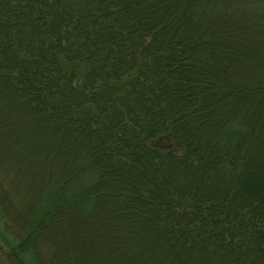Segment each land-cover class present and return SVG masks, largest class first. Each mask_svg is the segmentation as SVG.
Wrapping results in <instances>:
<instances>
[{
	"label": "trees",
	"instance_id": "1",
	"mask_svg": "<svg viewBox=\"0 0 264 264\" xmlns=\"http://www.w3.org/2000/svg\"><path fill=\"white\" fill-rule=\"evenodd\" d=\"M253 60L264 0H0V134L19 119L54 148L16 176L43 191L31 221L0 205V264L97 240L113 264H264Z\"/></svg>",
	"mask_w": 264,
	"mask_h": 264
},
{
	"label": "rangeland",
	"instance_id": "2",
	"mask_svg": "<svg viewBox=\"0 0 264 264\" xmlns=\"http://www.w3.org/2000/svg\"><path fill=\"white\" fill-rule=\"evenodd\" d=\"M253 62L260 68L264 67V63L261 60H253ZM7 109L9 108L4 106L3 102L0 101V114ZM20 109L21 108H17V110H14L10 114L13 117L21 118L23 112ZM254 113H256L255 119L257 118L258 120L257 125L260 127L258 135V142H260L264 140V122H262L264 113L261 112L259 108H257V111ZM2 121L4 123L6 122L5 119ZM28 121L27 119L26 122L28 123ZM260 123H262V125ZM21 124L22 122L19 119L15 121L13 125L9 123L3 129L4 131H10L5 134H0V205H2L10 218H14L17 223L22 225L28 220L31 221L34 209L44 197L43 191H40V193L38 192L37 176L36 179L32 181L26 179L25 185L22 182V186L18 185V180L16 178H26L21 176L27 175L28 172L25 169H30L31 166L34 167L36 156L38 154L42 156L43 153L48 154V152L53 151L54 148L49 139L38 137L40 135L36 133L38 131L37 128L28 129L26 125ZM38 150L40 152H38ZM33 174H31V177ZM17 186L20 190L17 189ZM86 233L93 234V230L91 228H86ZM76 243L79 244L80 241L77 240ZM85 243H88V241H85ZM92 245V248L89 247V244H87V248L85 246V248L83 247V251L85 250L84 255H82L81 258L79 257L81 254L78 255V258H80L78 260L79 264L115 263L116 260L114 259H112L111 262L107 261L108 256L113 255L107 244H102L97 240L93 242ZM83 251L80 250V253ZM89 256L92 259L94 258L92 262H88ZM124 264H126V262Z\"/></svg>",
	"mask_w": 264,
	"mask_h": 264
}]
</instances>
